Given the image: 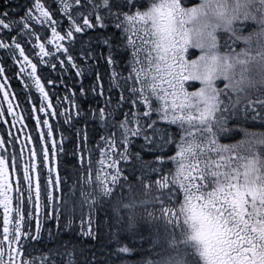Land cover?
<instances>
[{"label":"snow or ice","instance_id":"snow-or-ice-1","mask_svg":"<svg viewBox=\"0 0 264 264\" xmlns=\"http://www.w3.org/2000/svg\"><path fill=\"white\" fill-rule=\"evenodd\" d=\"M90 33L107 56L89 41L74 58L70 49ZM0 48L39 91L33 111L85 122L74 179L53 167L57 141L48 119L35 118L47 132L27 162L0 154V264H81L71 241L29 250L42 242V196L58 225L65 209L69 230L79 220L80 238L96 239L106 217L116 254H139L136 264H264V0H29L22 15L0 12ZM56 54L78 77L82 65L104 59L107 88L98 71L90 88L103 106L82 111L72 93L74 114L53 107L38 64ZM80 94L88 93L81 87ZM4 99L12 113L7 91ZM89 122L104 132L91 147Z\"/></svg>","mask_w":264,"mask_h":264},{"label":"trees","instance_id":"trees-1","mask_svg":"<svg viewBox=\"0 0 264 264\" xmlns=\"http://www.w3.org/2000/svg\"><path fill=\"white\" fill-rule=\"evenodd\" d=\"M46 2L51 5L52 0H46ZM28 6L29 0H21L19 5L17 6V9L8 8L6 11L12 14L13 10H15L16 13L22 15L23 10ZM97 35L98 34L96 33H90L88 36H83L82 40L75 45V50L70 49L73 57H79L82 48L88 47L89 41H91V45L95 53L99 54L103 52L104 55L107 56L108 49L95 38ZM51 51L55 53V48L51 47ZM56 55L58 56V59L45 57V62L38 64V75L41 77V80L46 83L48 88H50L51 97L55 108L60 113H63L65 109H68L74 114L76 109L72 104V93L76 94L75 102L76 104L80 105L82 111H87L90 106L92 108H95L98 101L100 106H103V97L94 99V94L90 91V88L94 85L95 82L93 74L94 71H98L101 74L103 80L105 81V87L107 88L108 73L110 72V68L105 64L104 59L101 58L99 61L92 60L89 63L82 65L83 75L78 77L75 75L76 69H72L67 63H65V65L63 66L59 64L60 59L66 58L64 56H60L59 54ZM77 63H80L79 59H77ZM97 63L99 67L96 69H92L89 66V64L95 65ZM52 64L57 65L55 69L51 67ZM48 80H52L54 82V86L48 84ZM81 87H83L87 91V96H82L80 94ZM113 95L115 96V94ZM64 97H68V99H64ZM65 118L66 117L64 115H57V120L54 125L59 133V144L62 136L64 144V152L61 153L60 151H58V168L62 178L66 176H72L74 179L75 170L77 167V159L73 154L74 152H77V146L81 142L80 137L83 135L82 130L85 127V122L81 120L80 123L66 124L64 123ZM77 133H79V135ZM87 134L89 138V146L91 147L96 144V142L99 140L100 136L104 134V132L101 130L98 124L89 122L87 124ZM71 183L72 181L70 180L68 182V185H71ZM68 185H62V188L64 191V197L68 201V206L70 209L71 196L68 193ZM57 195H59V193H57ZM51 211L52 209L49 213H51ZM67 216L68 209H65V215L60 219L58 225L57 220L52 219L51 216L46 215V213L45 215H42L39 221L41 226L42 242L39 244L33 243L29 250L31 251L32 249H36L38 253V251L42 247L54 248L61 243L71 241L77 247V259L81 261V264H93V256H95V264H124V259L131 258L132 256L133 257L130 260H134L135 257L141 258L139 254H134L130 257L116 254L118 245L113 242L114 237L109 233L106 227L109 226L106 217H101L98 237L96 239H91L87 237H79L78 219L76 220L77 226L72 230H69L66 227L68 222ZM32 230L33 232H35L34 227L32 228ZM49 232H51L52 234L51 237L49 236ZM112 232H114V228L111 230V233ZM123 242L127 243L128 241ZM136 247L137 249L140 248L139 242H137ZM144 248H148V245H144ZM144 255L147 256L148 254L144 253Z\"/></svg>","mask_w":264,"mask_h":264},{"label":"flooded vegetation","instance_id":"flooded-vegetation-1","mask_svg":"<svg viewBox=\"0 0 264 264\" xmlns=\"http://www.w3.org/2000/svg\"><path fill=\"white\" fill-rule=\"evenodd\" d=\"M20 1L21 0H0V12L6 11L8 8L17 9ZM4 42L11 43V41L7 38H5ZM36 51L38 52V49H36ZM26 54L29 55L30 59H33V62H36V59L31 52V45L26 48ZM16 55L18 56V53ZM0 66H3L5 69L4 73L0 74V84H3L5 86L4 89L0 90V109H2L4 113L2 116H0V137H3L5 140L4 148L0 149V154L7 155L10 158L11 154L15 152L18 156V163L22 165L29 160V149L33 146V144L36 145L37 150L39 151V133L41 131L47 132V126L41 124L39 127H37L35 118L39 116L42 120L48 119L49 123L53 126V135L57 141V155L55 157V160L53 161V167L59 166V133L54 126L57 120V116H52L50 114L45 115L44 112H40L38 110L33 111V105H35L36 109H39L41 107V95L35 88V86L32 85V82L27 79V72L19 75L17 74L22 65L15 63V59L13 58L12 53L9 50L0 48ZM41 82L44 83L45 90L48 92L51 103L55 108L52 101L50 88H48L46 83L42 80ZM25 85H27V87H25ZM5 91L9 93V99L12 101V113H9L7 111L8 101L4 99ZM44 103L46 104L47 101H45ZM47 111L48 113H51L52 109H48ZM21 117H23L22 120ZM29 136H31L32 138L31 141L28 140ZM48 143L50 144L51 141L49 140ZM21 150H23L22 157H20L19 155ZM53 175L55 174L53 173ZM51 209V205H49L46 211H48L49 213ZM26 210L32 211L33 216L35 217L34 208L31 203L26 206ZM0 212H2V210H0ZM45 213L46 212L43 207L42 196L41 212L38 217L39 221L40 217L42 215H45ZM33 227L35 231V218L32 220V228Z\"/></svg>","mask_w":264,"mask_h":264},{"label":"rangeland","instance_id":"rangeland-1","mask_svg":"<svg viewBox=\"0 0 264 264\" xmlns=\"http://www.w3.org/2000/svg\"><path fill=\"white\" fill-rule=\"evenodd\" d=\"M242 46V45H241ZM198 54V53H197ZM30 80V79H29ZM30 82H32L31 80H30ZM32 85H34L33 83H32ZM199 86V85H198ZM221 87H222V85H220ZM230 127H231V125H230ZM254 130H260V129H254ZM239 138V137H238ZM237 138V139H238ZM222 142H229L228 140H222ZM107 223H108V221H107ZM107 227V229H108V231H109V233L111 234V231H110V229H109V226H106ZM112 230V229H111ZM114 232H115V229H114ZM145 256V255H144ZM133 257V256H132ZM131 257V258H132ZM131 258H127V259H124V264H136V261H138L139 259H141V258H134V260H130ZM145 258H147V256H145Z\"/></svg>","mask_w":264,"mask_h":264}]
</instances>
